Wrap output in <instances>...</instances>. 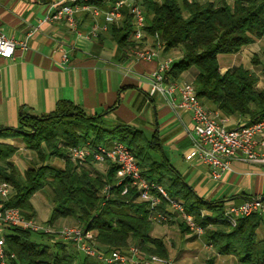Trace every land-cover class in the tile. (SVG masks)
I'll return each instance as SVG.
<instances>
[{"label": "trees", "instance_id": "obj_1", "mask_svg": "<svg viewBox=\"0 0 264 264\" xmlns=\"http://www.w3.org/2000/svg\"><path fill=\"white\" fill-rule=\"evenodd\" d=\"M87 4L100 5L98 0ZM141 5L147 18L146 33L158 35L164 43V53H183L168 74L170 81H181L183 75L195 70L193 85L202 104L211 103L229 118L248 119V125L264 120V90L258 89L260 76L242 65L222 74L218 61L220 55H236L264 38V0H141ZM110 30L122 52L144 47L133 40V17L128 9L124 10L121 24ZM252 65L261 68L264 77V52L254 55ZM112 110L113 107L90 116L81 107L60 101L48 115L36 117L22 111L17 129H0L1 140L22 139L40 162L26 171L21 180L18 170L8 163L18 150L0 144V162L8 163L6 168L0 167V181L14 188L12 197L0 201V207L19 209L26 219L36 220L32 200L49 187L53 210L45 226L55 227L63 220L73 219L84 231L96 233L101 250L125 251L133 245L146 256L167 259L165 242L151 236L155 212L172 214L165 200L151 211L149 204L140 200L136 188L127 181L119 184L118 169L113 164L107 165L105 174L78 169L69 161L64 169L47 164L51 158H65L69 149L88 143L93 148L121 143L133 153L147 181L184 202L186 214L205 230L204 240L219 255L234 256L239 264H264V236L259 235L261 230L264 234V214L254 213L231 226L224 220L226 201L201 197L166 158L158 134L148 138L143 131L125 125L110 127L106 116ZM86 163L95 162L88 159ZM126 188L128 192L124 194ZM181 226L183 234L190 231L184 223ZM9 230L11 233L3 236L9 264H76L78 254H84L69 241H52L49 246L33 240L35 235L41 241L46 237L52 240V235L19 227ZM81 264L104 263L85 255ZM206 264L215 261L211 258Z\"/></svg>", "mask_w": 264, "mask_h": 264}, {"label": "crops", "instance_id": "obj_2", "mask_svg": "<svg viewBox=\"0 0 264 264\" xmlns=\"http://www.w3.org/2000/svg\"><path fill=\"white\" fill-rule=\"evenodd\" d=\"M61 1L0 0V34L20 41L33 32L27 50L17 49L12 59L0 57V129H17L22 111L36 117L48 115L55 111L60 101L71 102L90 116L103 114L113 107L106 116L108 125H125L144 133L158 134L164 147L167 145L175 149L172 152L163 149L172 164L168 153H174L177 160L181 157L189 164L181 169L173 166L201 197L226 201V209L241 205L246 198L264 197L263 165L234 162L232 172L215 181L207 166L186 159L192 148L193 122L190 113L175 110L163 97H149L147 93L151 74L170 57L172 51L163 52L159 59L146 62L138 60L132 53L122 52L110 29L98 38L88 39L85 34L95 24H105L103 16L96 18L89 12H80L75 16L81 35L71 30L66 20L40 25L53 11L52 5ZM98 1L99 7L104 10L112 5V0ZM255 45L236 55H220L221 73L239 65L252 70L246 67L245 54L254 52ZM63 53L68 56V62H64ZM195 73L190 71L183 77L190 80L188 83H193ZM203 106L209 111H218L209 102H203ZM230 119L232 125L249 123L244 118ZM0 144L18 150L8 163L13 164L20 174L24 175L32 168L29 158H25L28 150L22 139H0ZM8 163L0 162V167ZM175 225L170 228L153 224L151 235L165 242L168 258L176 264H206L211 258L215 264H238L236 257L219 255L203 239L194 241L190 233L182 234V222L177 230ZM171 234L178 237L177 242ZM259 235L261 238L264 236L262 230Z\"/></svg>", "mask_w": 264, "mask_h": 264}, {"label": "built area", "instance_id": "obj_3", "mask_svg": "<svg viewBox=\"0 0 264 264\" xmlns=\"http://www.w3.org/2000/svg\"><path fill=\"white\" fill-rule=\"evenodd\" d=\"M89 0H63L52 5V12L48 13L40 25L59 20H66L68 27L78 35L76 15L80 12H89L94 17L103 16L105 24H97L85 36L95 39L102 32H107L113 26H119L124 19V10L128 9L133 17V40L144 47H136L131 53L138 60L152 62L159 59L164 52V43L158 35L149 36L145 29L147 18L141 0H112L109 9L104 10L98 6L87 4ZM162 2L163 0H158ZM84 3V4H82ZM33 32L23 40L0 34V57L12 59L17 49L27 50L28 41ZM64 62L68 56L63 53ZM174 59L167 58L162 61L156 71L150 76L148 96H161L168 101L175 110L190 113L193 122L192 148L186 156L188 161H197L210 169L213 180L219 181L227 173L232 172L234 162L249 165L264 166V120L248 124H231V119L220 111L207 110L197 98L194 85L182 81H170L169 72ZM68 158L75 163L86 164L92 159L100 165L113 164L117 167L119 184L127 181L131 187L140 193V200L149 204L151 211L157 210L162 200L167 202V209L177 213L191 231L197 236L204 235L205 230L198 226L193 217L186 214L185 204L181 200L170 197L159 185L147 181L143 175L133 153L121 143H114L110 147L99 146L93 148L91 144L84 147L69 149ZM125 189L124 194L128 192ZM109 190V189H107ZM14 194L12 184L0 181V201H8ZM154 221H171V214L155 212ZM254 213L264 214V202L261 198H253L239 206L228 208L224 220L235 227L239 219L251 216ZM204 214H208L203 212ZM0 225L4 228L19 227L37 234H46L58 240L69 241L86 256L104 264H175L173 261L158 256H146L137 247L123 250L105 251L98 248L96 233L84 231L80 227H67L57 229L39 224L36 220H28L19 209H2L0 207ZM3 237L0 236V264H9L5 253Z\"/></svg>", "mask_w": 264, "mask_h": 264}, {"label": "rangeland", "instance_id": "obj_4", "mask_svg": "<svg viewBox=\"0 0 264 264\" xmlns=\"http://www.w3.org/2000/svg\"><path fill=\"white\" fill-rule=\"evenodd\" d=\"M255 44L256 45L254 46V49H255L254 52H249V53L245 54L246 55V60L245 61H246V67L252 68V71H254L255 73H257L260 76V82L258 83V86H259V89L261 90V89H264V77L261 74V68L255 67V66L252 65V59H253L254 55H256V54H262L264 52V38L263 39H260V40H257ZM182 56H183V53H182L181 50H174V51H172L170 53V57L169 58L174 59L175 62H179V60L182 58ZM231 59H233V57H231ZM194 71L195 70H193V72ZM185 76L182 78L183 81L184 82H189L190 80H187V77H185ZM146 135H147L148 138H152L153 132H149L148 131L146 133ZM161 144H162V142H161ZM162 147H164L163 144H162ZM163 149L166 150V151H168V152L169 151L172 152L173 150H175L173 147L171 149V147H168L167 145H165V147ZM25 154H26V157L25 158L26 159L29 158L28 159V163L32 166L31 169H33V168H35V167H37V166L40 165V162L38 160V157H37V155L35 153H33V152H31V151L28 150V152L25 153ZM168 154H169L168 155L169 156V159L173 162V164L177 168L181 169V167H188L189 166V164L185 163L182 160L181 157H179V159L177 160V157H176V155L174 153H173V155L171 153H168ZM67 161H69L72 164H74L76 167H78V169L85 168V169H88L89 171H93L94 170V171H98V173H100V174H104V172H106V171H104V169L107 170V165H104L103 166V165H100V164H97V163H93L92 165H89L88 163H86V164L75 163L71 159L68 158V154H67V157H65V158H62V157H54L51 160L47 161V164L50 165V166H52V167L55 166V168L56 167H60V168L64 169L65 166H66V164H67ZM11 165L14 168H16L13 164H11ZM6 167H7V164L4 165L3 168H6ZM18 173H19V178L21 180H24L23 175L20 174V172H18ZM203 195H205V194L203 193ZM221 196H223V195H221ZM32 203H33V206H34L35 211L37 213V220L36 221L39 224L45 225L44 223L49 220L50 215H51V212L53 210V201H52V191H51V189L49 187H46L43 191H41L40 193L36 194L34 196V198H33ZM171 215H172V218H173L172 220L173 221L171 220V221H168V222H162V221H159L158 220V221H153V224H157L159 226H167V227H170V228H172V226L175 225L174 223H176L177 226H179L181 222L186 225L185 221L181 217H179V215L177 213L173 212ZM176 219H178V220L176 221ZM64 226H67V227H80V224L78 222L74 221L73 219H68V220H63V221L59 222V224L57 226L52 227V228H54L57 231V229L62 228ZM177 226H176V230H177ZM153 228L154 227H152V230H153ZM10 233H11V231L9 230V228H4L3 226L0 225V236L1 237H3L6 234H10ZM188 233H190L192 235V237H194L193 238L194 241L200 240V239H203L204 240V238H203L204 235L201 236V237H199V236H197L191 230ZM171 235L174 236V238H175L174 240L177 242L178 241V237L175 234H171ZM33 240L35 242H37V243H43V244H46V245H49V246H52L53 245L52 241H58V239H56V237H52V240H51V238H47L46 237V238H44V240L41 241V239L37 235H35L33 237ZM207 244H208V246L212 247L211 244H209V243H207ZM131 247H134V246L132 245ZM212 249H214V248L212 247ZM78 255L79 256H78V260H77L76 264H81V260L85 258V255L84 254H81V253H79ZM167 259L173 261L172 259H169V258H167ZM238 264H239V261H238Z\"/></svg>", "mask_w": 264, "mask_h": 264}, {"label": "water", "instance_id": "obj_5", "mask_svg": "<svg viewBox=\"0 0 264 264\" xmlns=\"http://www.w3.org/2000/svg\"><path fill=\"white\" fill-rule=\"evenodd\" d=\"M261 201H263V202H264V197H261Z\"/></svg>", "mask_w": 264, "mask_h": 264}]
</instances>
